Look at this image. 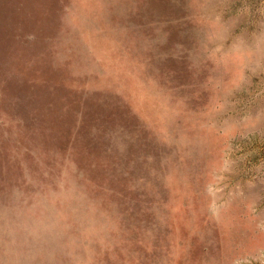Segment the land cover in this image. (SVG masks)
<instances>
[{"label": "rangeland", "instance_id": "obj_1", "mask_svg": "<svg viewBox=\"0 0 264 264\" xmlns=\"http://www.w3.org/2000/svg\"><path fill=\"white\" fill-rule=\"evenodd\" d=\"M0 264H264V0H0Z\"/></svg>", "mask_w": 264, "mask_h": 264}]
</instances>
